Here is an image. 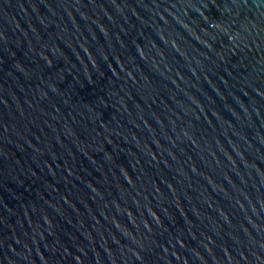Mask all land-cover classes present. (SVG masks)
Wrapping results in <instances>:
<instances>
[{"label":"water","instance_id":"95a60500","mask_svg":"<svg viewBox=\"0 0 264 264\" xmlns=\"http://www.w3.org/2000/svg\"><path fill=\"white\" fill-rule=\"evenodd\" d=\"M0 264H264V0H0Z\"/></svg>","mask_w":264,"mask_h":264}]
</instances>
